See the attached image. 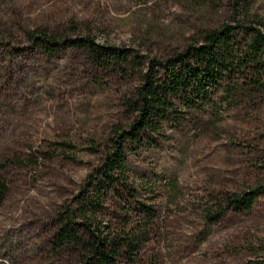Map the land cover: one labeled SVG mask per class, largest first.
I'll list each match as a JSON object with an SVG mask.
<instances>
[{
    "label": "rangeland",
    "instance_id": "obj_1",
    "mask_svg": "<svg viewBox=\"0 0 264 264\" xmlns=\"http://www.w3.org/2000/svg\"><path fill=\"white\" fill-rule=\"evenodd\" d=\"M224 24L264 32V0H0V173L10 185L0 264H81V250L57 247L56 235L134 121L129 101L152 61ZM35 29L125 49L127 64L96 62L84 48L47 52ZM252 33L236 37L245 44ZM236 80L233 97L216 92V107L181 108L182 121L127 146L134 194L109 190L95 223L139 237L117 264H264V92ZM252 190L260 195L251 210L231 207ZM140 203L153 207L152 221Z\"/></svg>",
    "mask_w": 264,
    "mask_h": 264
},
{
    "label": "trees",
    "instance_id": "obj_2",
    "mask_svg": "<svg viewBox=\"0 0 264 264\" xmlns=\"http://www.w3.org/2000/svg\"><path fill=\"white\" fill-rule=\"evenodd\" d=\"M241 28L253 32L245 44L236 37ZM33 32L35 43L50 53L77 47L84 48L94 61L107 66H122L128 61L125 49L100 44L91 37L62 40L42 29ZM158 65L162 67V73ZM240 77L250 82L254 89L264 92V32L244 24H224L219 29L208 31L201 42L189 45L164 63L152 61L142 85L129 101L136 113L134 121L129 129L118 135L113 149L106 154L95 175L87 178L78 195V213H69L56 235V246L79 248L81 264H117L123 252L135 254L140 245L137 235H113L95 224L109 190L123 187L134 194L135 189L129 183L127 146L145 145L144 134L149 130L159 131L165 121H182L181 108L216 107V92H222L227 99L233 97L237 94L235 85L238 84L233 81L239 82L236 79ZM9 191V183L0 173V207ZM259 195V190H252L231 198L229 204L238 211H248ZM140 208L145 220L155 218L152 206L140 203ZM78 217L81 221L77 220Z\"/></svg>",
    "mask_w": 264,
    "mask_h": 264
}]
</instances>
